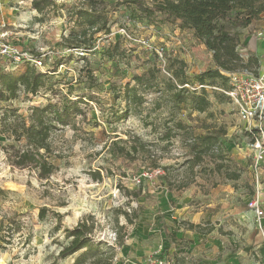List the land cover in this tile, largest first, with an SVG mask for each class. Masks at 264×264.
I'll return each instance as SVG.
<instances>
[{
	"label": "rangeland",
	"instance_id": "obj_1",
	"mask_svg": "<svg viewBox=\"0 0 264 264\" xmlns=\"http://www.w3.org/2000/svg\"><path fill=\"white\" fill-rule=\"evenodd\" d=\"M86 4L87 0H54L53 5L37 12L31 8V0H0V22L7 31L5 41L31 55L41 53L50 70L55 59L67 53L65 36L71 29H80L75 24L73 9ZM97 8L107 14L110 32L100 31L94 35L96 43L91 54L72 51L74 56L70 61L48 73L51 78L45 89L31 94L19 86L16 97L0 100V115L2 107L10 106L27 116L33 105H43L49 98L59 100L66 93L73 98L79 94L95 97L81 104L85 114L75 119L78 129L57 126L52 132L53 153L47 158L54 170L47 179L39 178L29 167L13 166L8 156L14 148H25V142L17 143L0 134V190L3 191L0 193V264H51L54 261L71 264L74 255L62 259L56 254L68 243L63 237L64 229L79 221L93 226L90 234L96 241H111L113 235H120L122 243L118 244L117 240L112 243L115 256L128 241L127 235L140 223L165 227L166 238L172 239L166 225L168 218L163 216L167 214L164 202L167 190L179 195L193 185H201L206 191H214V198L225 189L221 190L225 194L220 197L225 195L226 199L231 194L229 187L243 186L245 182L244 178L238 183L226 178L227 173L238 170L235 146L241 147L250 138L245 135L230 99L219 101L209 94L212 104L209 109L191 112L183 104L176 105L171 97L175 90L166 89L165 84L173 81L172 73L178 68L179 59L184 61L183 70L191 79L195 74L214 68L211 51L189 30L180 29L177 22L161 15L147 21L125 0H101ZM263 26L264 16H260L246 27L229 28L240 38L237 46L240 55L246 51L244 37L256 35ZM107 37L124 41L128 49L125 56L115 55L109 59L101 55L106 44L103 39ZM242 56V62L255 58L250 54ZM86 67L97 75V84L93 87L88 86ZM149 67L157 73L156 84L139 88L143 94L141 105H131L127 116L116 119V113L126 105L124 97L115 96L116 89H122L126 83L133 84L132 75L141 74ZM40 69L44 70L45 66ZM180 122L185 127H179ZM167 131L170 132L168 139L163 138ZM199 134L217 136L213 152L221 149L224 159L217 160L214 153H208L190 169L186 163L192 157L189 145L191 138ZM133 135L149 143L157 166H152L145 154L137 153L132 160L114 154L116 144L130 146ZM220 163L223 166L218 168L216 164ZM157 168L161 173H155ZM185 182L187 185L181 187ZM247 191L242 188V192ZM42 207L46 208L44 217L39 216ZM120 210L130 213L132 219L136 212L134 222L125 220ZM153 219L160 221L151 222ZM237 235L239 246L233 249L241 252L243 239L240 233ZM251 254H255L254 251ZM169 259L179 264L178 258Z\"/></svg>",
	"mask_w": 264,
	"mask_h": 264
},
{
	"label": "trees",
	"instance_id": "obj_2",
	"mask_svg": "<svg viewBox=\"0 0 264 264\" xmlns=\"http://www.w3.org/2000/svg\"><path fill=\"white\" fill-rule=\"evenodd\" d=\"M100 1L87 0L85 6L73 9L75 24L80 29L79 31L71 29L70 34L65 36L67 53L55 59L52 69H48L41 53H32L34 58L42 60L45 66L44 70L37 68L30 61H22L13 69L0 70V100L16 97V90L19 86L31 94H36L40 89H45L51 78L48 73L57 71L59 66L70 61L74 56L72 51L91 54L96 43L94 42V35L100 31H103L104 34L110 32L107 14L97 8ZM125 2L133 4L134 8L147 18V21L161 15L166 20L177 22L180 29L189 30L192 36L213 55L215 67L195 74L193 79L188 78L184 72V61L178 60V68L172 73L173 81L165 84L166 89L175 90L171 97L175 100L176 105L183 104L191 112H205L212 105L208 97L209 94H213L219 101L229 99V96L225 94L231 88L228 73L239 71L243 67L258 66L257 58L252 59V61L248 58L242 62L244 57L237 51L240 38L236 33H231L229 28L246 27L257 20L264 13V0H125ZM53 4L54 0H31V8L37 12H43L47 6ZM103 41L106 44H104L101 55H105L109 59H113L115 55L118 57L125 56V51L128 49L125 48L124 41L110 37L104 38ZM163 49L162 47L161 51ZM154 52L158 57L157 52ZM81 58L87 59L85 56ZM85 75L89 87L97 84V75L90 67H86ZM156 78L157 73H155L154 68L149 67L141 74L132 75L133 84L126 83L122 89L115 90L117 92L115 96L117 98L124 97L126 102L125 109L116 113V119L127 116L131 112V105L138 107L141 105L143 94L138 89L154 86ZM206 87L211 89V92ZM50 90L53 92V89ZM94 98L93 94H79L73 98L66 93L59 100L54 101L49 98L43 105H33L29 108L30 111L27 116H24L14 107H2L0 134L3 133L17 143L23 141L26 146L22 149H16L14 145H10L14 148L8 156L11 164L18 168L29 167L34 169L41 179L49 178L54 170L53 163L49 162L47 158L53 153L52 141H50L52 132L57 126L66 127L69 125L73 129H78L75 119L77 116L85 114V109L81 107V104L92 101ZM177 125L185 127L181 122ZM169 133L168 131L165 132L163 138L168 139ZM131 139L133 141H129L131 144L128 147L123 144H116L114 154L131 160L136 158L137 153L145 154L150 158L151 165L157 166L156 160L150 153L149 143L147 144L137 135H133ZM216 143L217 136L215 135L199 134L192 137L189 145L192 157L186 161L190 169L203 161L206 154H213ZM215 151V159L223 160L224 154L221 149ZM216 166L219 168L223 165L220 163ZM238 177L239 173L236 170L226 174L227 179H237ZM186 185L185 182L181 187ZM0 193L3 191L0 190ZM119 212L131 224L137 216L134 212L132 219L127 211L120 210ZM45 214L46 208L42 207L39 216L44 217ZM56 215L60 216L58 213ZM185 224L189 228L200 229L198 225ZM92 228V225L83 221H79L73 227L65 228L63 237L68 240V243L60 248L56 254L57 258L65 259L74 255L71 264H113L115 257L113 245L106 240L96 241L90 234ZM56 229H59V226ZM117 243H122L120 235L117 236ZM51 264L56 263L54 261Z\"/></svg>",
	"mask_w": 264,
	"mask_h": 264
},
{
	"label": "crops",
	"instance_id": "obj_3",
	"mask_svg": "<svg viewBox=\"0 0 264 264\" xmlns=\"http://www.w3.org/2000/svg\"><path fill=\"white\" fill-rule=\"evenodd\" d=\"M256 35L244 37L246 51L242 55L257 58V69L264 71V26ZM234 150L239 177L227 180L238 183L244 178L243 186L229 187L231 194L226 199L225 195L220 197L225 194L221 190L225 189L214 198V191H206L201 185H193L179 195L167 190L164 199L167 214L163 216L168 218L166 225L172 239L166 238L165 227L140 223L127 235L128 241L120 246L113 264H140L152 253H160L167 259L178 258L179 264H264V220L260 230L253 210L247 206L258 192L264 210V159L256 171L252 168L253 158L247 142L241 147L236 145ZM242 188L248 191L242 192ZM157 220L160 221L151 222ZM185 223L198 225L200 229L189 228ZM237 233L243 239L241 252L233 249L239 246ZM252 251L255 254H251Z\"/></svg>",
	"mask_w": 264,
	"mask_h": 264
},
{
	"label": "built area",
	"instance_id": "obj_4",
	"mask_svg": "<svg viewBox=\"0 0 264 264\" xmlns=\"http://www.w3.org/2000/svg\"><path fill=\"white\" fill-rule=\"evenodd\" d=\"M264 16V13L262 14ZM4 23L0 22V70L13 69L22 61H30L37 68L43 66L42 60L34 58L31 54L19 48L9 45L5 41L7 31L3 29ZM261 33L257 34L259 37ZM258 67H243L239 71L228 73L230 89L225 92L237 112L238 119L243 123L245 135L250 138L248 145L253 158L252 168L256 171L259 163L264 159V71ZM155 173H161L159 168ZM258 192L249 199L247 206L253 210L257 227L262 230L264 210L259 200ZM117 237L112 236L115 242ZM140 264H172L170 259L160 253H152Z\"/></svg>",
	"mask_w": 264,
	"mask_h": 264
}]
</instances>
